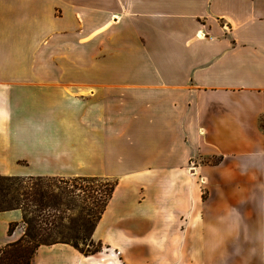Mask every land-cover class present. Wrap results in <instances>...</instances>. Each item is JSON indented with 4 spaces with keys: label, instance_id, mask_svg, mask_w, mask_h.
Segmentation results:
<instances>
[{
    "label": "crops",
    "instance_id": "0c3cea01",
    "mask_svg": "<svg viewBox=\"0 0 264 264\" xmlns=\"http://www.w3.org/2000/svg\"><path fill=\"white\" fill-rule=\"evenodd\" d=\"M0 176L117 182L31 264H264V0H0Z\"/></svg>",
    "mask_w": 264,
    "mask_h": 264
},
{
    "label": "trees",
    "instance_id": "16d2710c",
    "mask_svg": "<svg viewBox=\"0 0 264 264\" xmlns=\"http://www.w3.org/2000/svg\"><path fill=\"white\" fill-rule=\"evenodd\" d=\"M85 182L89 185L78 189L82 194L75 192L76 184ZM116 183L98 177L0 176V212L19 210L23 229L22 236L0 253V264H31L39 246L56 243L85 255L98 252L91 234ZM74 199L80 205L75 206ZM16 226L10 225L8 232Z\"/></svg>",
    "mask_w": 264,
    "mask_h": 264
},
{
    "label": "rangeland",
    "instance_id": "374dc122",
    "mask_svg": "<svg viewBox=\"0 0 264 264\" xmlns=\"http://www.w3.org/2000/svg\"><path fill=\"white\" fill-rule=\"evenodd\" d=\"M112 20V19H111ZM44 86H46V87H48V83H45V84H43ZM220 161L218 160V159H216V158H207V159H200V160H196V162H194L195 164L193 165L192 164V162H189V164H188V169H192V168H194V167H196V166H198V165H200V167L201 168H203V167H209V166H212V165H215V164H218ZM192 172V171H191ZM198 179H199V181L198 182H200L201 183V185H202V190L204 191L205 189H204V185H205V182H204V180H205V177L204 176H200L199 175V177H198ZM197 180V179H196ZM89 184H87L86 182L85 183H78V184H76V189L77 190H75V192H77L78 194L80 193V195L82 194L80 191H78V189L80 188V189H82V187L83 186H85V187H87ZM92 185V184H91ZM60 186H62V187H65V186H70V185H60ZM79 189V190H80ZM202 191V192H203ZM75 206L76 205H80V200L79 199H74V201L72 202ZM2 257V254L0 255V258Z\"/></svg>",
    "mask_w": 264,
    "mask_h": 264
},
{
    "label": "clouds",
    "instance_id": "9594fccd",
    "mask_svg": "<svg viewBox=\"0 0 264 264\" xmlns=\"http://www.w3.org/2000/svg\"><path fill=\"white\" fill-rule=\"evenodd\" d=\"M257 209L262 220H264V201L258 202ZM261 233L264 234V224L261 225Z\"/></svg>",
    "mask_w": 264,
    "mask_h": 264
}]
</instances>
